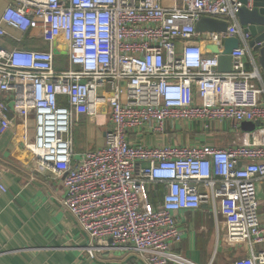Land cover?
<instances>
[{"label":"built area","instance_id":"obj_1","mask_svg":"<svg viewBox=\"0 0 264 264\" xmlns=\"http://www.w3.org/2000/svg\"><path fill=\"white\" fill-rule=\"evenodd\" d=\"M0 18V141L24 126L35 171L62 179L63 206L89 237L90 259L106 248L146 264H197L171 250L183 241L175 214L212 207L229 246L248 251L233 264H264V88L241 27L242 0H6ZM252 9V0H248ZM226 32L198 33L204 18ZM17 34V35H16ZM46 49L26 47V36ZM238 38L230 73L219 72L224 42ZM15 45H4L2 40ZM208 46L219 54L208 53ZM63 54L68 69L57 70ZM256 65V66H255ZM109 109L104 145L74 155L79 116ZM35 119L33 143L27 124ZM232 123L226 147H148L147 136ZM260 123L241 133L244 123ZM0 167V198L8 193ZM162 201L148 205L150 190ZM212 264V263H211Z\"/></svg>","mask_w":264,"mask_h":264},{"label":"crops","instance_id":"obj_2","mask_svg":"<svg viewBox=\"0 0 264 264\" xmlns=\"http://www.w3.org/2000/svg\"><path fill=\"white\" fill-rule=\"evenodd\" d=\"M6 6L7 1L0 18ZM31 36L32 34L29 37ZM29 41H24L23 44L26 47L46 49L43 44ZM1 42L4 45H15L7 39ZM251 56L252 51L247 57L249 70L254 68ZM257 67L261 82L257 81L256 84L257 87L264 88V71L259 64ZM261 99L264 102V96ZM93 119H98L99 124ZM82 121L88 141H95L97 144L94 146L102 148L104 133L110 122L109 109L97 117L85 116ZM14 123V127L0 141V167L6 170L4 182L8 187V193L0 198V264H146L137 254L114 248L103 249L94 259L89 258L85 248L90 239L62 204L66 196L62 179L35 171L34 155L24 146L22 121L15 118ZM225 123L218 124L220 129L208 133L202 130L201 125L194 124L183 131H169L162 137L147 136L139 142L148 147L164 144H212L226 147L234 139L236 132L232 137H228L224 130ZM229 124L233 126L232 123ZM104 125L106 129H103ZM35 129L36 123L32 117L27 124L29 143L34 142ZM88 147L92 148L90 145ZM83 153V147L76 148L74 135L75 159L81 158ZM158 190V193L153 190L148 193L150 208L162 201V188L158 187ZM260 197L261 217L264 221V200L261 195ZM175 217L183 231V241L172 246L173 252L197 264H213L217 258L222 264H233L235 258L248 255V251L243 248L239 249L226 243V229L222 219H217L207 209L180 212L175 214ZM220 221L224 236L221 237L219 247Z\"/></svg>","mask_w":264,"mask_h":264},{"label":"water","instance_id":"obj_3","mask_svg":"<svg viewBox=\"0 0 264 264\" xmlns=\"http://www.w3.org/2000/svg\"><path fill=\"white\" fill-rule=\"evenodd\" d=\"M248 0H242L244 7L238 14V20L246 33H250L249 47L257 64L264 71V0H252V9L248 8ZM229 23L223 20L204 17L196 26L198 33H220L226 32ZM238 38H229L224 42L223 52L219 58V72L230 73L232 58L230 54L239 48ZM208 53L219 54L218 47L208 46ZM65 54H63L64 56ZM245 132H253L260 127V123H244L241 125Z\"/></svg>","mask_w":264,"mask_h":264},{"label":"rangeland","instance_id":"obj_4","mask_svg":"<svg viewBox=\"0 0 264 264\" xmlns=\"http://www.w3.org/2000/svg\"><path fill=\"white\" fill-rule=\"evenodd\" d=\"M4 5H6V1L5 0L4 1L3 0H0V14L3 11L2 9L4 8ZM29 40H30V37L29 36H26L25 42H27ZM29 42H31V43L34 42L35 43L36 41L31 40ZM40 44H43V43H40ZM56 68H57V70H64V71L68 69V62H67V58L65 56H62V57H58L57 58ZM84 117L85 116H79L78 119H76V122H75V125H74V135L76 137V148L83 147L84 148V153L92 152V151H97L99 148H96L94 146L97 143L95 141L94 142H89L88 139H87V135L85 133V124L82 121ZM93 120L96 123L98 122V119L97 120L93 119ZM98 124H99V122H98ZM101 127L102 126H100V128ZM103 129H106V125L103 126ZM224 130L226 132L225 134L228 137H232L233 134H235L234 127L231 126L228 122L225 123ZM239 131L241 133H245V131L242 129L241 126H239ZM88 145L92 146V148L88 147ZM78 159H80V158H76V160H78ZM206 209L209 212H212V207H208ZM219 225L221 227V229H220V235H219V239L220 240L218 241V242H220V244H219V247H220L221 240H222L221 237L224 236V230L222 229L221 221L219 222ZM219 252H220V250H219ZM213 264H222V263L220 262V259L217 258V260H215Z\"/></svg>","mask_w":264,"mask_h":264}]
</instances>
